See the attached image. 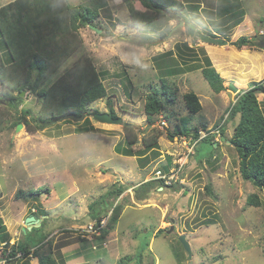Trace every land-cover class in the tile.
<instances>
[{
  "label": "rangeland",
  "instance_id": "rangeland-1",
  "mask_svg": "<svg viewBox=\"0 0 264 264\" xmlns=\"http://www.w3.org/2000/svg\"><path fill=\"white\" fill-rule=\"evenodd\" d=\"M9 1L0 0V5ZM66 1L92 10L99 7V16L94 21L96 30H79L82 47L60 72L79 55L89 56L101 73L106 96L87 107L85 115L94 131L77 133L83 122L59 121L34 134L22 122L18 124L23 127L16 131V123L29 111L26 120L33 125L41 100L26 90L16 108L0 97L4 117L0 127V216L10 239L6 247L33 248L46 237L37 253L50 255L56 264H264V189L255 188L240 175V159L230 144L239 120L229 116L237 94L228 89L232 84L244 92L253 82L264 81V0H183L188 6L199 5L200 10L185 5L181 20L170 15L161 18L152 31L133 26L122 0ZM132 2L136 10L156 15ZM228 3L233 6L231 18L216 17V9ZM180 21L182 25L177 26ZM187 25L194 29L193 36ZM198 35H213L228 44L206 43ZM241 36L251 39L257 48L232 46ZM185 42L205 50L224 80V91L213 93L203 78L201 53L196 57L188 54L185 64L176 59L169 65L176 73L160 75L153 58ZM7 61L0 39V63ZM160 78L171 88L173 102L149 122L144 104L150 93L161 89ZM3 92L0 83V94ZM189 92L199 98L202 109L197 114H190L183 101ZM257 100L263 105L264 94H258ZM109 110L122 119L121 125L93 119L95 111ZM177 125L189 129L191 137L171 140L169 133ZM125 127L137 135L134 150L139 156L115 152L117 145H123ZM153 132H160L158 148L144 151L141 140ZM207 136H211L209 142L203 140ZM147 181L156 182L137 188ZM120 186L126 190L118 199L105 196ZM251 195H256L259 207L247 205ZM94 202L102 212L103 229L112 207L122 206L114 229L101 242L97 240L101 232H87L96 223L89 213ZM38 209V222L27 226L26 219ZM180 236L190 246L191 259ZM31 251V257L9 264H37L35 249Z\"/></svg>",
  "mask_w": 264,
  "mask_h": 264
},
{
  "label": "trees",
  "instance_id": "trees-1",
  "mask_svg": "<svg viewBox=\"0 0 264 264\" xmlns=\"http://www.w3.org/2000/svg\"><path fill=\"white\" fill-rule=\"evenodd\" d=\"M122 1L128 7L133 26L147 31L157 29V21L161 18H168L169 15H177L180 18L185 5L187 8H195L197 12L200 10L199 5L188 6L183 0H135L145 10L153 11L156 14L150 15L136 10L133 0ZM203 8L201 7V9ZM98 9L99 7L92 10L89 7L72 6L66 0H14L0 7V39L8 60L5 65L0 63V83L4 87V92L0 94V97L16 108L22 104L23 98L20 94L26 90L34 93L41 100V107L37 117L33 118V125H30L26 120L25 114L29 111H24L16 123L22 122L31 134L44 131L68 115L76 117L85 115L89 105L106 96L101 73L97 71L89 56L79 55L71 66L60 72L68 59L82 47L79 30L94 26V21L99 16ZM232 10L233 6L228 3L227 7L217 8L215 14L216 17L220 14L225 18H231ZM242 18L237 20V25L242 21ZM211 37L215 36L211 35ZM231 45L238 50L257 48L254 47L251 39L245 36H241ZM174 50L153 58L162 77L176 73L173 67H170L172 62H177L176 59H181V62L185 64L186 59L189 60L188 54H195L196 57L201 53L204 56L205 66L199 67L200 72L213 93L219 94L226 89L224 80L210 62L203 48L195 49L185 42L176 44ZM162 68H165V71H162ZM176 71L181 72L182 70ZM160 80L161 89L150 93L145 100L144 112L149 122L154 116L167 111L168 106L173 102L171 88L164 83V78H160ZM258 94H264V81L253 82L246 91L237 94L229 116L230 118L238 116L239 120L234 127L230 144L239 156V171L242 179L251 183L255 188L263 190L264 103L262 105L257 100ZM183 101L190 114H197L202 109L199 98L192 92L186 93L183 96ZM96 113L95 111L94 114ZM110 113L115 118L113 111L110 110ZM182 121L183 123L187 122ZM3 122L4 117L0 113V127ZM68 122L71 121L63 123ZM82 125L84 127L77 129V133L94 131L87 117ZM159 136L160 132L143 136L141 143L144 151L157 150ZM175 136L191 137V132L186 127L177 125L175 130L169 133L171 140ZM124 139L123 145L119 144L115 147V152L123 156H139V154H135L137 152L134 150L137 135L129 127H125ZM210 139L211 136L203 138L208 142ZM210 145L213 143L211 142ZM155 182L147 181L137 188L151 187ZM159 182L162 183L163 180L160 179ZM125 190L126 188L120 186L107 192L105 196L118 199ZM104 202H106L105 197ZM96 205L97 202H94L89 206V213L96 222L94 223L95 229L99 233L101 232L97 238L101 242L114 229L121 215L122 206L117 204L112 207L106 228L103 229L100 228V222L103 220L100 219L102 212L97 210ZM247 205L260 206L256 195L248 197ZM40 213L39 210L33 213V216L38 220ZM104 216L107 217V215ZM9 240L6 226L0 217V245L2 243L8 245ZM45 240L46 237L33 248L16 244L13 246V250L28 257L32 253L31 249H35L34 257L38 259L37 264H56L50 255L37 253L44 245Z\"/></svg>",
  "mask_w": 264,
  "mask_h": 264
},
{
  "label": "water",
  "instance_id": "water-1",
  "mask_svg": "<svg viewBox=\"0 0 264 264\" xmlns=\"http://www.w3.org/2000/svg\"><path fill=\"white\" fill-rule=\"evenodd\" d=\"M171 18L174 20H179V16H177V15H171ZM181 25H182V22L180 21L177 26H181ZM89 27L92 28L93 30H96V28L93 26H89ZM187 28H188V32L190 33V35L193 36L194 31L192 30V26H188ZM97 32H99V31H97ZM198 36L202 41H204L206 43L218 44V45H222V46L228 44L227 41H225V40L210 38V37H206L203 35H198ZM228 89L230 91H232L233 93H236V94L239 93V90L232 84L228 85ZM22 95H23V93H22ZM85 118H86V115H81L79 117H76L74 115H68V116L64 117L63 119H61V122L71 121L73 123H80V122H83L85 120ZM93 119L100 122V123H103V124H113V125H121L122 124V119L121 118H114L112 116V114L110 113V110L108 113H96V114H94ZM22 127H23L22 124H18L16 127V131H19ZM37 222H38V220L33 215H31L26 219L25 224L30 227L32 224L37 223ZM179 242L183 246L184 250L187 252L188 258L191 259L192 254H191L190 246L185 241V238L183 236L179 237Z\"/></svg>",
  "mask_w": 264,
  "mask_h": 264
},
{
  "label": "built area",
  "instance_id": "built-area-1",
  "mask_svg": "<svg viewBox=\"0 0 264 264\" xmlns=\"http://www.w3.org/2000/svg\"><path fill=\"white\" fill-rule=\"evenodd\" d=\"M179 170H180V168H178V170L176 172H179ZM160 174H161V172L158 171L156 173V176H158L160 178V176H161ZM100 224H101L100 228H103L102 221L100 222ZM87 232L94 233L96 235L100 234L99 231L95 229L94 224L88 226ZM6 246H7L6 243H2L0 246V264H9L10 262H12V261L15 262V261H17V259H20V258L24 259L23 253H21L19 251L15 252L13 250V247L8 248ZM28 257H30V255Z\"/></svg>",
  "mask_w": 264,
  "mask_h": 264
},
{
  "label": "crops",
  "instance_id": "crops-1",
  "mask_svg": "<svg viewBox=\"0 0 264 264\" xmlns=\"http://www.w3.org/2000/svg\"><path fill=\"white\" fill-rule=\"evenodd\" d=\"M12 1H14V0H10L9 2H7V3H4V4H1L0 5V7L1 6H4V5H6V4H8V3H10V2H12ZM3 3V2H2ZM258 56V55H257ZM259 58H261L260 56H259ZM214 66V65H213ZM217 70V69H216ZM218 71V70H217ZM240 74H242L241 72H240ZM32 215H33V213H32ZM1 217V216H0ZM6 226V225H5ZM6 229H7V227H6ZM30 257H31V255H30ZM69 258H72V257H69Z\"/></svg>",
  "mask_w": 264,
  "mask_h": 264
},
{
  "label": "clouds",
  "instance_id": "clouds-1",
  "mask_svg": "<svg viewBox=\"0 0 264 264\" xmlns=\"http://www.w3.org/2000/svg\"><path fill=\"white\" fill-rule=\"evenodd\" d=\"M94 27V26H93Z\"/></svg>",
  "mask_w": 264,
  "mask_h": 264
}]
</instances>
